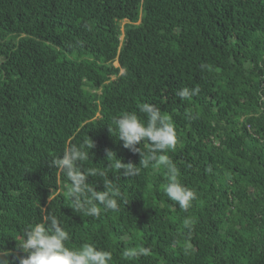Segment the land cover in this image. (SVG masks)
I'll list each match as a JSON object with an SVG mask.
<instances>
[{
  "label": "trees",
  "instance_id": "1",
  "mask_svg": "<svg viewBox=\"0 0 264 264\" xmlns=\"http://www.w3.org/2000/svg\"><path fill=\"white\" fill-rule=\"evenodd\" d=\"M185 87L200 91L181 100ZM143 103L175 126L166 155L195 193L186 211L166 167L143 168L119 140L114 118L146 122ZM90 139L82 169L121 193L97 217L73 211L50 166ZM47 214L68 247L92 243L111 264H264V0H0V250ZM132 247L150 254L125 258Z\"/></svg>",
  "mask_w": 264,
  "mask_h": 264
},
{
  "label": "clouds",
  "instance_id": "2",
  "mask_svg": "<svg viewBox=\"0 0 264 264\" xmlns=\"http://www.w3.org/2000/svg\"><path fill=\"white\" fill-rule=\"evenodd\" d=\"M199 91L198 87H185L178 90L176 95L185 100L197 95ZM139 111L146 115V122L135 112L114 118L119 140L123 142L124 148L140 154L139 165L143 168L150 165L166 167L168 175L164 191L170 200L177 202L186 211L195 198V193L180 182L179 170L166 155L167 152L175 150L177 144L175 126L168 115L162 114L159 108L150 103L139 105ZM145 140L148 142L145 145L147 151L142 152L140 144ZM94 146L92 139L80 145L70 144L61 156L51 161L50 166L59 169L69 181L61 185V188L71 202L73 211L97 217L101 213L100 205L105 211H117V198L121 197V193L105 171L82 169V162L89 157L85 149H93ZM109 153L111 151L107 154ZM111 167L123 170L121 172L124 177L137 176L141 171L140 167L131 162L123 163L121 159H116ZM97 175L103 178L104 190H97L88 181L89 176ZM184 223L188 226L190 222L185 220ZM70 238V233L62 227L56 215H44L41 222L24 229L21 242L15 250H0V264H111L110 251L98 248L92 243L70 248L66 245ZM149 254L148 247H132L123 252L125 258Z\"/></svg>",
  "mask_w": 264,
  "mask_h": 264
},
{
  "label": "rangeland",
  "instance_id": "3",
  "mask_svg": "<svg viewBox=\"0 0 264 264\" xmlns=\"http://www.w3.org/2000/svg\"><path fill=\"white\" fill-rule=\"evenodd\" d=\"M125 21H123V24H124Z\"/></svg>",
  "mask_w": 264,
  "mask_h": 264
}]
</instances>
